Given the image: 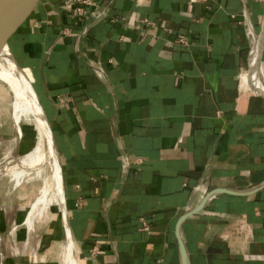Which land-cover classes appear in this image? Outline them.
Here are the masks:
<instances>
[{
	"label": "crops",
	"instance_id": "obj_1",
	"mask_svg": "<svg viewBox=\"0 0 264 264\" xmlns=\"http://www.w3.org/2000/svg\"><path fill=\"white\" fill-rule=\"evenodd\" d=\"M263 20L264 0L3 1L80 264H182L177 221L217 187L247 193H216L185 220L190 263L264 264V96L241 86ZM262 62L264 82V46Z\"/></svg>",
	"mask_w": 264,
	"mask_h": 264
},
{
	"label": "bare ground",
	"instance_id": "obj_2",
	"mask_svg": "<svg viewBox=\"0 0 264 264\" xmlns=\"http://www.w3.org/2000/svg\"><path fill=\"white\" fill-rule=\"evenodd\" d=\"M263 43L264 36H257L250 58L251 69H247L242 74L243 88L250 87L256 90L255 84L264 85L263 62L260 57ZM0 82L5 90L4 98L9 100L8 112L15 133L4 144L0 157V178H7L11 181L12 187L25 186L26 183L32 185L29 191H23L24 193L21 194L23 197H29L25 204L26 210L19 208L16 213L15 211L9 213L17 215L18 220L4 235L0 236V247L9 235L16 250L19 251L15 240L16 228L20 226L21 229L25 227L26 231L36 230V223L46 219L48 221L49 215L54 211L52 212L54 216L57 212V215L61 217L65 232L64 240L60 244L59 264H80L69 225L62 171L60 172L62 167L54 136L48 127L29 77L17 65L1 32ZM41 170L44 175L40 174ZM46 175L48 181L43 179ZM6 221L9 222L7 218ZM1 250L0 264H3L8 255L5 247L2 246Z\"/></svg>",
	"mask_w": 264,
	"mask_h": 264
},
{
	"label": "rangeland",
	"instance_id": "obj_3",
	"mask_svg": "<svg viewBox=\"0 0 264 264\" xmlns=\"http://www.w3.org/2000/svg\"><path fill=\"white\" fill-rule=\"evenodd\" d=\"M4 96L5 90L3 89L0 82V157L2 156L4 144L6 143L7 139L13 137L15 134L10 119V113L8 112L9 107L7 103L9 100L8 98L5 99ZM42 172L43 170L40 171V174L44 175ZM43 179L48 181L47 175ZM31 186V183H26L25 186L12 187L11 181H9L7 178H0V218L3 220H6L7 218V220H9L8 224L5 223L6 226L2 227L0 230V236L7 232V225L12 226L14 222H17V217L15 218L13 214L9 213L12 211H15L16 213L17 209L19 208H22L24 211L26 210L27 205L25 204L29 197H23L21 194L24 193L23 191H29ZM52 212L51 215H49L50 217H47L48 221L46 219L36 223V230H29L27 233L25 227L21 229L19 228L20 226H18L16 228L17 232L15 240L19 247V251L16 250L11 238L9 235H7L6 240L1 244L0 247V258L2 246L5 247L7 255L10 257L9 264H13L12 261H14L16 258L15 256L19 255V253H21L22 256H26V261H32V257L33 259H38L42 257L46 258L54 257L56 255L58 256L60 252V245H58L59 242H57L58 239H54V237L50 235V233L53 231L54 223L57 222V228L60 229V244L64 240L65 232L64 226L61 224V217L57 215V212H55L56 215L54 216ZM7 261L8 259L5 258L3 264H6Z\"/></svg>",
	"mask_w": 264,
	"mask_h": 264
},
{
	"label": "water",
	"instance_id": "obj_4",
	"mask_svg": "<svg viewBox=\"0 0 264 264\" xmlns=\"http://www.w3.org/2000/svg\"><path fill=\"white\" fill-rule=\"evenodd\" d=\"M3 1L4 0H0V32L1 34L3 35V37L5 38V40L7 41V38H6V35H5V31L3 29V26H2V22H1V8H2V4H3ZM260 36H264V25L262 27V31L260 33ZM8 43V41H7ZM263 46H264V43L261 45V53H260V57L262 59V49H263ZM10 48V46H9ZM252 49H253V46L251 48V51H250V57H249V68L251 69V65H250V58H251V53H252ZM11 50V48H10ZM11 54L13 56V58L15 59L17 65L19 66L18 62H17V59L14 55V53L12 52L11 50ZM20 67V66H19ZM21 68V67H20ZM257 90L264 96V85L262 86H257ZM38 100H39V103L41 105V108H42V111H43V114L45 116V119L47 121V124H48V127L49 129H51L52 131V135H53V130H52V126H51V122L47 116V113L43 107V104L38 96V94L35 92ZM54 136V135H53ZM54 142H55V139H54ZM264 185V182L261 183L258 187H256L255 189H258L259 187L263 186ZM254 190V189H253ZM219 192H228V193H247V191H237V190H234V189H230V188H227V187H217V188H214L212 190H210L209 192L206 193V195L203 197L202 201L196 205L195 207L191 208V209H187L185 210L179 217L178 221H177V225H176V234H177V237H178V240H179V246H180V251H181V263L182 264H191L190 263V258H189V252H188V249H187V246H186V243H185V239H184V236H183V230H182V227H183V223L185 222V220L190 217L191 215L199 212L201 209H203V207L205 206V203L213 196L215 195L216 193H219Z\"/></svg>",
	"mask_w": 264,
	"mask_h": 264
},
{
	"label": "built area",
	"instance_id": "obj_5",
	"mask_svg": "<svg viewBox=\"0 0 264 264\" xmlns=\"http://www.w3.org/2000/svg\"><path fill=\"white\" fill-rule=\"evenodd\" d=\"M74 1L79 2L81 4H85V3H89L90 2V0H74ZM76 12H79L80 14H82L81 12H85V9H84L83 6L77 5L76 6ZM180 39L182 41H187L188 40L186 37H181Z\"/></svg>",
	"mask_w": 264,
	"mask_h": 264
}]
</instances>
